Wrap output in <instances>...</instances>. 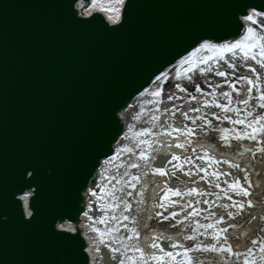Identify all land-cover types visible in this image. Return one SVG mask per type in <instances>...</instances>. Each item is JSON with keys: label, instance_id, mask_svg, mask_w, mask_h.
Segmentation results:
<instances>
[{"label": "water", "instance_id": "obj_1", "mask_svg": "<svg viewBox=\"0 0 264 264\" xmlns=\"http://www.w3.org/2000/svg\"><path fill=\"white\" fill-rule=\"evenodd\" d=\"M91 1L0 0V264H92L81 222L126 108L264 12V0H125L114 22Z\"/></svg>", "mask_w": 264, "mask_h": 264}, {"label": "built area", "instance_id": "obj_2", "mask_svg": "<svg viewBox=\"0 0 264 264\" xmlns=\"http://www.w3.org/2000/svg\"><path fill=\"white\" fill-rule=\"evenodd\" d=\"M252 13L264 14V12L255 9L250 10L249 15ZM247 16H244L247 28L252 27L257 31L264 33V15L256 18L258 21L257 23L248 21L246 19ZM243 36L236 40L223 41L214 44H203L216 45L218 46V51H213L208 48H203L198 51V49L202 48V45L192 50V52L184 57L188 58L189 63L183 65L182 74L178 77L175 83L179 85L180 88L186 90L180 91L176 86H172L169 95L164 97L162 102L157 105V107L160 108L159 111H161V114L157 113V116L160 119L159 121L162 127H165L164 119L168 117L169 122L176 126L169 125L172 131H174V129H193V132L190 134L178 133L175 131L179 137L182 138L184 142L182 144H184L185 147L178 156L180 159L176 160L174 163V165L182 164L183 171L174 169L172 166L173 171H175L172 189L175 190L176 188H179L183 194L180 196L174 195L176 197L174 201H177V203L167 209L170 212L178 213L175 220L170 219L171 221L168 224V227H170L171 231L179 233V243L183 242L182 245H184L185 248L189 246L195 248L198 241H201V244L205 246L215 244L217 247H219L221 243H224L223 239L217 241L213 238V229L201 227L199 232H197V221H199L201 225L214 224L216 225L217 231L220 228H227V232L222 235L227 236L229 234L232 236V231L229 232L228 229L229 226L235 224V222L231 221L237 220L231 219L232 216H229V212L233 213L234 208H225L221 205H230L232 203V201L228 200L227 196L224 195V191L228 189V184L231 183L234 178H239L240 183L245 187H248V180H250L251 187L249 188V191L251 195L244 197L231 191L228 192V195L232 196L233 201L251 200L252 204L253 202H260L262 212L256 210L255 217H259L260 215L264 216L262 208V206H264V153L257 152L253 155L252 152L245 151V149H255L258 145H264V133L258 134L257 140H251L248 138L236 140L234 138L235 134L244 131H251V129L247 128V124H234L228 120H218L216 118V116L222 117L228 115L231 116L233 120L244 118L251 120L252 117L247 116L245 105L239 103L241 100L249 99L250 96L251 99L247 105V109H250L254 115H264V109L259 107L260 101L258 99L261 91H264V68L255 61L245 60L243 52H238V58H229V52L227 51H223L222 58L218 54L220 51V45L231 44L237 40H241ZM206 59H214V66H206ZM229 64H235L236 67L230 68ZM188 67H195L196 75H187ZM252 68L256 69L255 73L251 71ZM217 71H223L226 75L217 76L215 74ZM257 74L260 76L259 86L253 88L250 94L247 91V88L250 86L243 82L237 83L236 85L237 89L240 91H233L231 88V83H235L238 78L252 77L255 79ZM225 81H228V83H225ZM209 85H211V87H209ZM218 85L219 87H217ZM197 87H199L201 91H196ZM223 92H231V100L233 102L230 105H228V101L221 94ZM169 96H172L173 99H169ZM192 96L197 97V99L192 100ZM205 101L208 103H205ZM216 103L226 104L229 107L239 109L240 111L238 114L235 112H223L220 108L215 106ZM196 108H199L200 111H192V109ZM166 109L170 111H165ZM173 111L175 112L174 116L172 114ZM181 113H187L188 116L195 120V123H193V120H189L182 116ZM152 118L148 119L145 126L152 123ZM205 119L210 120L211 124H206ZM222 129L230 130L227 133L229 137V142L227 143L221 139L222 133L219 130ZM203 142L210 143L211 149H208ZM193 149H195V152ZM186 156H191L195 163H184V157ZM199 157H204V159L201 160ZM232 164H239L240 168H234L232 167ZM197 165H201L207 171H198ZM209 165H211V167H209ZM245 171L248 173L247 180L245 179ZM214 172L224 175H220V178L217 179L215 176L211 175V173ZM228 173H231V175H227ZM202 176L206 178L202 180L200 178ZM216 184H219L220 187H215ZM193 188L197 189L198 193L203 191L208 194H189L188 190ZM213 193H218L219 196L213 195ZM170 194H172V192H170ZM205 200L210 203L205 204L203 202ZM197 201H199V203H197ZM189 202H191L192 206L188 207L185 211L183 205ZM194 209L199 211L200 214L185 220L184 217ZM220 217H223L224 219L217 224ZM177 221H182V223L177 224ZM173 225H175V227H173ZM260 225L261 228H263L264 222ZM188 235H196L197 238L193 243L191 241L189 244V240L184 239V237ZM235 248L238 249L237 246ZM202 252L203 250H194L189 253L193 258L194 264L198 258H200L199 262H205L201 264H208L212 261L218 262L222 257L229 255L227 253L209 250L204 251L207 256L203 257L201 255ZM193 253L199 254L193 255ZM238 264H242V260L239 258Z\"/></svg>", "mask_w": 264, "mask_h": 264}, {"label": "bare ground", "instance_id": "obj_3", "mask_svg": "<svg viewBox=\"0 0 264 264\" xmlns=\"http://www.w3.org/2000/svg\"><path fill=\"white\" fill-rule=\"evenodd\" d=\"M124 1L125 0L120 4L113 3L112 0H92L91 3L85 7V10L87 13L100 10L105 13L109 19L116 21L117 16H119L120 19ZM111 8H118L119 12L111 11ZM238 52L242 51L237 49L235 55L229 53V58H238ZM182 61H188V58L181 59L167 68L159 75V77H161L159 81L156 79L157 76L150 86L134 98L123 113L126 121V132L117 144L115 154L104 160L99 171L98 183L90 193L92 204L87 211V215L83 216L81 222L84 234L89 241V252L92 257V264H118L121 260L133 257L139 261L140 264H143L140 254L133 249L140 247L143 248L144 252L148 255L153 253L160 254L159 248L150 247V245L154 243L155 237H162V239L156 240L155 243H158L160 248H163L165 251L183 252L181 248H177V251L170 248V243L179 242L180 236L178 232L171 231L170 227H168L169 225L164 227L160 225L159 227H152V225L155 226V219H162V216H158L157 213L164 214L165 210L172 206L171 202L176 198L173 194H170L171 191L167 192V195H165V190L168 188L172 189V184L174 182L171 173L173 172L172 166L176 160L172 159V155L175 154L179 156L183 148L177 145L184 142L175 131H172L169 125L175 126V124L170 123L168 117L164 119L165 127L160 125V119L157 113L161 114V111H159L160 108H158L157 105L162 102L164 97L169 95L172 86H177V84H175L176 80L181 76L183 71V67H181ZM206 62V66H214V59H206ZM165 73H167V76L164 75ZM187 75H196V68L188 67ZM154 91H159L160 95H153ZM143 103H148L149 119L153 118L152 123L148 127V131L144 132L141 141L137 143V137L135 133L131 131L130 122L139 115V109L143 106ZM165 129L168 131L166 132ZM125 141V147L121 148V145L124 144ZM203 144L208 149H211L210 143L203 142ZM128 149H131V151ZM142 153L143 158L141 157ZM159 156L166 157V160H164L161 165L156 164ZM169 160H171V163H167ZM133 164H137L139 167H131ZM162 165L167 171V175H160L153 171L155 168L161 167ZM125 173L127 174L125 175ZM127 175H130V177H139V182L133 179L131 183L129 182V186L124 184L125 187H123L122 182ZM133 185L135 186L133 187ZM113 191L115 193V198L108 195V193ZM92 192H96L97 195H92ZM128 193H131V198L128 202V209H126L127 213L124 216H128L129 219H121L119 223L110 220L109 218L112 215H117V210L125 196L127 199L129 198L130 195H128ZM162 196H164V208L158 207L161 203ZM253 204L256 206V210L261 211L260 202H253ZM113 205L116 206L113 207ZM262 208L264 214V206H262ZM101 209H106V212H102ZM154 215L156 216L153 218ZM250 215L255 217V212ZM101 216H103L108 223H116L118 229L122 228L121 238L125 237L127 239V237H133L132 239H127L129 243L128 250L122 251V248L119 246L120 239L115 238L112 243V248H118L119 252H114L111 248L107 247L108 244L107 242L105 243V239H103L102 246L105 245L107 249L105 250L106 252L102 253L100 248L99 252L96 251L99 245L95 238L96 233L92 231V228L105 225L94 224L95 219ZM124 224L128 225L127 229L123 227ZM64 226L71 229L73 227L69 222L65 223ZM133 228L139 232V237L133 235L131 231ZM234 230L238 231L239 229H233L232 235H239V237L242 238L248 232L246 225L240 228L239 234L238 232H234ZM180 244H183V242ZM197 244H201V241H198ZM197 254L193 253V255ZM223 258L224 257L218 262L212 261L208 264H234L229 262L225 263ZM177 259L181 258L177 257ZM199 260L200 258L196 260L195 264L205 263L204 261L199 262ZM149 264H156V262L149 261Z\"/></svg>", "mask_w": 264, "mask_h": 264}, {"label": "snow or ice", "instance_id": "obj_4", "mask_svg": "<svg viewBox=\"0 0 264 264\" xmlns=\"http://www.w3.org/2000/svg\"><path fill=\"white\" fill-rule=\"evenodd\" d=\"M112 2L122 4L123 0H112ZM110 10L115 11L117 13L119 12L118 8H111ZM262 15H264V14L252 13V14L248 15L246 17V19L248 21H252L253 23H257L258 21L256 18H258ZM118 19H119V16L116 17V21H118ZM116 21H114V22H116ZM203 48H208V49H211L213 51H218V46H216V45H202V48L198 49V51L202 50ZM237 49H239L240 51H242L244 53V59L245 60L255 61L262 68H264V33H261L252 27H248L246 29V34L243 36V38L241 40H237L231 44L220 45L219 46L220 51L218 52V54L220 55L221 58L223 57V51H227L229 53H232V55H235ZM186 63H189V61H182L181 67H183V65ZM205 63H207V62L205 61ZM229 67L235 68L236 65L235 64H229ZM251 71L255 73L256 69L252 68ZM215 74L217 76H225L226 75V73L223 71H217ZM164 75L167 76V73H165ZM156 79L159 81L161 79V77L158 76ZM242 82L246 83L247 85L250 86L247 88V91L250 94L252 92L253 88L259 86L260 76H259V74H257L255 79L252 77H240V78H238L235 83H231V88L233 89V91H237V92L240 91L239 89H237L236 85H237V83H242ZM225 83H228V81H225ZM176 87L179 88L180 91L186 90L184 88H180L179 85H177ZM209 87H211V85H209ZM217 87H219V85ZM196 91H201V90L199 87H197ZM221 94L228 101V105H230L233 102L231 100V92H223ZM153 95L159 96L160 93H159V91H154ZM169 99H173V97L169 96ZM191 99L196 100L197 97L192 96ZM250 99H251V96L249 97V99L239 101V103L245 105V108L247 111V116L252 117L251 120H247V118L233 120L232 117L228 116V115H224L222 117L216 116V118L218 120L219 119L228 120L234 124H245V123L247 124V128L251 129V131L250 132L244 131L242 133L235 134L234 138L236 140H240L243 138H248L251 140H257L258 134L264 133V115H261V114H255L254 115L250 109H247V105L249 104ZM258 99L260 101L259 107L261 109H264V91H261ZM205 103H208V102L205 101ZM228 105L220 104V103L215 104V106L220 108L223 112H235L237 114L239 113V111H240L239 109L229 107ZM165 111H170V110L166 109ZM192 111H200V109L196 108V109H192ZM172 114L174 116L175 112L173 111ZM181 115L184 116L185 118L189 119V120H193V118L188 116L187 113H181ZM193 123H195V120H193ZM205 123L211 124V121L205 119ZM201 127H203V126H201ZM165 131L167 132L168 130L165 129ZM174 131H176L178 133L190 134L193 132V129H188V128L174 129ZM219 131H221V133H222L221 139H223L226 143L229 142V137H228L227 133L230 130L229 129H222ZM177 146L181 147V148L185 147L184 144H178ZM128 150L131 151V149H128ZM185 150H187V149H185ZM193 151L195 152V149H193ZM245 151H250L253 153V155H255V153H257V152L264 153V145H258L255 149H245ZM141 157L143 158V153L141 154ZM172 159L173 160H179L180 157L173 154ZM199 159L203 160L204 157H199ZM167 163H171V160L167 161ZM184 163L194 164L195 161L192 159L191 156H186V157H184ZM131 167H139V165L133 164V165H131ZM209 167H211V165H209ZM232 167L240 168V165L239 164H232ZM173 168L183 171V165L182 164H175V165H173ZM197 170L200 172H206L207 171L201 165H197ZM153 171L156 173H159L160 175H167L168 174L167 171L164 169L163 165L161 167L155 168ZM126 174L127 173H125V175ZM186 174H189V173H186ZM171 175L174 176L175 171H173L171 173ZM211 175H213L217 179H219L220 175H224V174H217L214 172V173H211ZM227 175H231V173H228ZM200 178L203 180L206 177L202 176ZM133 179L136 180L137 182H139V177H133ZM245 179L246 180L248 179V173L246 171H245ZM134 186L135 185H133V187ZM215 187L219 188L220 185L216 184ZM250 187H251V181L250 180H248V187H245L244 185H242L240 183L239 178H234L232 180V182L228 184V189L224 191V195L227 196L228 200L232 201V203L230 205H221V206L225 207V208L231 207V208L235 209V213L229 212V216L238 215L245 208V204H247V206L251 207L252 201L251 200L233 201L232 196L228 195V192L231 191V192H235L237 195L248 197L251 195V193L249 191ZM169 191H171L172 194L176 195V196H180L183 194L179 188H176L175 190L168 188L165 190V195H167V192H169ZM188 193L189 194H197L198 190L195 188L189 189ZM198 194L199 195H207L208 193L200 191ZM92 195L95 196V195H97V193L92 192ZM108 195L112 198H115L114 191L108 193ZM128 195H131V193H128ZM213 195L219 196L218 193H213ZM163 200H164V196L161 197V203L158 205V207H161V208L165 207ZM203 202L205 204L210 203L207 200H205ZM176 203H177V201H172L171 205H175ZM197 203H199V201H197ZM171 205H169V206H171ZM115 206L116 205H113V207H115ZM191 206H192L191 202H189V203L183 205V208H188ZM101 211L106 212V209H101ZM199 214H200L199 211L194 209L192 212L188 213L184 217V219L187 220L190 217L198 216ZM85 215H87V213H85ZM157 215L163 216V219L167 220V219H169V217L175 218L178 215V213L170 212L168 215H164L163 213H157ZM109 219L112 221H115L116 223H119L121 221V219L127 220V219H129V217L128 216L120 217V216L112 215ZM223 219H224L223 217H220L217 221V224L222 222ZM179 223H182V221H177V224H179ZM94 224H105V225H107L108 221L105 220L103 218V216H101V217H97L95 219ZM123 227L127 229L128 225L124 224ZM173 227H175V225H173ZM201 227L206 228V229H213V232H212L213 238L217 241H220L221 239H223L224 243H221L219 245V247H217V245H215V244L207 245V246L197 244V245H195V248H193V247L185 248L184 245L180 244L178 241L175 243H170V247L172 249H177V248L183 249V252L181 253V252L165 251L163 248H160V245L158 243H155V241L162 239V237H155L154 243L152 245H150V247L159 248L160 254L153 253L151 255H148L144 252L143 248H140V247L134 248L133 250L140 254V257H141L143 264H149V261H155L156 264H193V258L189 255V253H191L194 250H203V251L211 250V251H217V252L231 254L233 256H238L239 258H241L242 264H264V238L257 237L256 239H253L251 241V243L253 245L252 248H249L245 252H242V253H234L231 244L227 243V239H228L227 236L222 235L223 233L227 232V228H220L217 231L216 225H214V224L201 225L199 223V221H197L196 222V231L199 232V229ZM92 231L98 234V236L100 237V242L102 243L103 242L102 238L105 234H107L109 236V240H111L112 233L119 231V229L117 227H115V225H113L112 227H106L103 231H101V229L98 227H93ZM131 231L135 237H139V232H137L135 228H133ZM132 238L133 237H131V236L127 237V239H132ZM196 238H197L196 235H188V236L184 237L185 240H195ZM107 247L111 248V250L114 252H119V249L118 248H112L110 243L107 245ZM96 251L97 252L100 251L99 247L96 248ZM177 257H181V259H177ZM129 261H130V264H140V262L137 261L134 257L129 258L128 261L122 260L121 264H129Z\"/></svg>", "mask_w": 264, "mask_h": 264}, {"label": "rangeland", "instance_id": "obj_5", "mask_svg": "<svg viewBox=\"0 0 264 264\" xmlns=\"http://www.w3.org/2000/svg\"><path fill=\"white\" fill-rule=\"evenodd\" d=\"M147 104L148 103H143V106L139 109V113H138L139 115L137 116L138 118L136 117V119L134 118L133 121L130 122L131 131H133V133H135V136L137 137V140H136L137 143H138V141L139 142L141 141L142 136L144 135V132L148 131V127L150 126V124L145 126L146 122H148V119L150 117V115L148 113ZM125 143H126V141L124 142V144L121 145V148L125 147ZM127 173H128V171H127ZM132 181H133V176L130 177V175H127L125 180L122 182V186L125 187L124 184L129 186ZM130 198H131V195L129 196L128 199L125 196L124 200L122 201L121 205L119 206V209L117 210L116 216L123 217L124 215H126V213H127L126 209H128V205H129L128 202H129ZM184 210L186 211L187 208H185ZM124 211H125V214H124ZM255 211H256V206H254V204H252L251 207H249V206H247V204H245V208L243 209V211H241L238 215H233L231 217V219H234L237 221H231V222H235V224L232 226H229V229H228L229 232H231L233 229L238 228L239 230L238 231L234 230V232H238V234H239L240 228H242L243 225L247 226V231H248L247 234L243 238L239 237V235H232V236L229 234L227 235L228 244H231L234 253L245 252L247 249L253 247V245L251 243V241L253 239H256L257 237L264 238V227L261 228V225H260L261 223L264 222V216L260 215L259 217H252L250 214L254 213ZM165 212H166V214L164 213V215H167L168 212L170 213V211H168L167 209L165 210ZM233 213H235V209L233 210ZM155 216L156 215H154L153 218ZM243 216H245V217H243ZM170 219L175 220L176 217L175 218L169 217V219H167V220L163 219V216H162V219H160V220H158V218H157L154 220L155 226L152 225V227L153 228H155L157 226L159 227V225L161 227H164L170 223V221H171ZM113 225H115V227H117L116 223L115 224L108 223L107 225H102V227L101 226H97V227L100 228L101 231H103L106 227H112ZM121 234H122V228H119V231L112 233L111 240H109V236L107 234H105L102 239H105L104 240L105 243L106 242H107V244L110 243L112 246L114 239L119 238L120 239L119 246L122 248V251L128 250L129 243L127 242V239L125 237L121 238ZM96 235H97V237H96ZM96 235H95V238H96L97 244L99 245V248L101 249V252L102 253L106 252L105 250H107V249H106L105 245L102 246L103 243L100 242V237L98 236L97 233H96ZM191 241L193 243L194 240H189V244L191 243ZM236 246L238 249L235 248ZM173 250L177 251V249H173ZM201 255L203 257L207 256V254L204 251L202 252ZM238 258H239L238 256H233V255L229 254L223 258V261L225 263L229 262V263L236 264V263H238ZM239 259L241 260V258H239ZM124 260L128 261L129 259H124ZM121 261H119L120 263H118V264H121ZM193 264H194V262H193Z\"/></svg>", "mask_w": 264, "mask_h": 264}]
</instances>
